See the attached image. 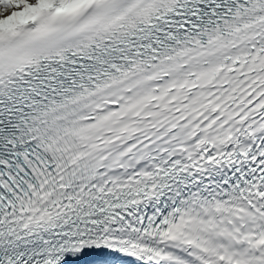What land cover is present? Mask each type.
<instances>
[{
  "label": "snow or ice",
  "instance_id": "6c2138e0",
  "mask_svg": "<svg viewBox=\"0 0 264 264\" xmlns=\"http://www.w3.org/2000/svg\"><path fill=\"white\" fill-rule=\"evenodd\" d=\"M0 264H264V0H0Z\"/></svg>",
  "mask_w": 264,
  "mask_h": 264
}]
</instances>
